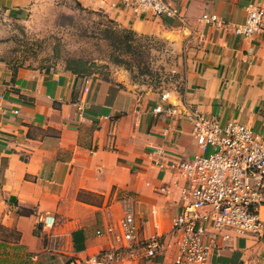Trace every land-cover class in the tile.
<instances>
[{
  "label": "crops",
  "instance_id": "1",
  "mask_svg": "<svg viewBox=\"0 0 264 264\" xmlns=\"http://www.w3.org/2000/svg\"><path fill=\"white\" fill-rule=\"evenodd\" d=\"M34 1L0 0V11L22 15ZM77 1L141 35L175 43L186 32L202 37L189 85L165 99L140 93L122 69L105 78L64 65L11 70L0 61V221L17 236L7 245L36 253L42 264L107 250L106 228L118 231L126 204L141 235L167 240L185 186L167 165L200 150L189 120L155 114V106L170 104L177 114L197 109L221 125L235 119L264 130V38L229 30L244 20L247 4L264 7V0H166L180 11L172 18L140 14L118 0ZM203 15H215L220 26ZM171 255L167 247L163 257L132 264H171Z\"/></svg>",
  "mask_w": 264,
  "mask_h": 264
},
{
  "label": "built area",
  "instance_id": "2",
  "mask_svg": "<svg viewBox=\"0 0 264 264\" xmlns=\"http://www.w3.org/2000/svg\"><path fill=\"white\" fill-rule=\"evenodd\" d=\"M117 3L158 18L180 17L178 8L166 0ZM245 11L244 20L229 27L231 33L244 39L261 33L264 38V7L251 1ZM203 19L220 26L215 15H203ZM167 95L164 93L162 99ZM152 111L189 120L200 150L191 158L167 165L185 181L167 240L141 235L133 209L125 203L118 231L113 226L106 228L112 238L110 247L73 257L65 264H132L163 257L167 247L172 251L171 264H213V257H219L221 251L236 250L239 240L264 244V130L253 132L252 127L235 119L221 125L216 117L197 109L177 114L170 104H159ZM44 224L51 226L53 218L45 217ZM106 233L96 231L100 236ZM252 264H264V256Z\"/></svg>",
  "mask_w": 264,
  "mask_h": 264
},
{
  "label": "rangeland",
  "instance_id": "3",
  "mask_svg": "<svg viewBox=\"0 0 264 264\" xmlns=\"http://www.w3.org/2000/svg\"><path fill=\"white\" fill-rule=\"evenodd\" d=\"M34 2L22 15L0 11V61L9 69L57 68L65 66L67 60L82 58L91 63L90 73L105 78L122 69L140 93L170 92L173 97L189 85L195 67L193 50L202 33H182V40L177 37L175 43L121 28L104 13L89 10L77 0ZM16 238L8 235L0 221V264H42L36 253H23L7 245ZM240 241L236 250L213 257V264H252L264 256V249Z\"/></svg>",
  "mask_w": 264,
  "mask_h": 264
},
{
  "label": "trees",
  "instance_id": "4",
  "mask_svg": "<svg viewBox=\"0 0 264 264\" xmlns=\"http://www.w3.org/2000/svg\"><path fill=\"white\" fill-rule=\"evenodd\" d=\"M91 63L88 60L77 58L66 61L65 68L73 74L87 75L90 74Z\"/></svg>",
  "mask_w": 264,
  "mask_h": 264
}]
</instances>
